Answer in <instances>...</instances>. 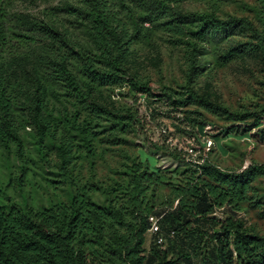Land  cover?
<instances>
[{"label":"trees","instance_id":"16d2710c","mask_svg":"<svg viewBox=\"0 0 264 264\" xmlns=\"http://www.w3.org/2000/svg\"><path fill=\"white\" fill-rule=\"evenodd\" d=\"M24 1L0 0V146L6 152L13 146L22 161L19 127L27 120L22 125L32 127L40 157L48 161L49 150L55 152L52 168L71 195L68 203L41 210H5L0 205V264H191L203 248V235L215 251L202 255L201 264H264V236L248 231L239 219L214 216L217 210L233 209L247 199L264 177L263 165L250 164L232 172L206 159L199 165L184 160L189 175L173 188L175 203L163 212L157 209L163 208L158 195L165 177L147 164L130 160L124 152L130 164L124 166L121 181L104 185L86 181L82 175L84 162L93 164L99 154L126 145V136L141 123L137 112L99 103L96 96L104 88L118 86L142 94L143 102L148 100L149 90L132 80L126 66V48L143 30L161 29L170 36L169 43L186 47L191 72L201 46L209 40L228 42L217 59L221 66L246 54H257L264 62V0H256L249 8L255 22L248 17L221 18L215 12L181 11L179 6L188 0H75L64 10L81 29L84 42L70 48H66L65 33L57 32L51 19L37 23L19 16L18 30L7 26L12 7ZM123 13L127 24L121 20ZM36 31L60 41L59 53L37 59L30 71L33 92L27 93L15 84L11 64L2 55L11 48L29 49L36 43L32 34ZM19 98L28 108L27 117L21 120L16 118ZM172 105L175 109L197 105L218 111L203 95L188 88L179 97L173 96ZM192 115L184 112L185 128L176 126L179 134L189 138L207 125ZM148 117L154 120L156 112ZM263 117L264 110L236 116L224 128V137L254 129L264 138ZM238 124L248 129L239 130ZM153 147L154 152L180 158V152L171 150L166 140ZM150 218L158 220L156 234L149 233ZM204 225L214 228L207 231L201 227ZM147 233L154 248L145 256ZM159 238L162 244H158ZM189 238H193L192 246L182 248L179 243Z\"/></svg>","mask_w":264,"mask_h":264},{"label":"rangeland","instance_id":"374dc122","mask_svg":"<svg viewBox=\"0 0 264 264\" xmlns=\"http://www.w3.org/2000/svg\"><path fill=\"white\" fill-rule=\"evenodd\" d=\"M256 0H188L179 9L186 13L215 12L219 17L228 15L237 18L248 17L255 22L249 8ZM75 0H26L15 4L11 9L13 17L7 26L12 30L21 27L19 16L35 22L51 21L59 33L66 35V48L71 45L83 44L81 29L74 24L73 17L64 10L66 5ZM58 8L60 11H52ZM121 20L126 22L125 14ZM128 26V25H127ZM145 28H148L145 25ZM132 33L131 26L127 28ZM34 34L36 43L29 49L11 48L3 52V58L9 62L14 82L22 92L32 93L30 71L37 65L38 58L46 55H57V44L54 36L47 37L37 31ZM169 35L161 29H150L142 32L140 37L126 48V66L132 80L149 90L148 100L141 101L144 96L129 92L123 87H111L101 90L96 96L99 103L122 110L138 113L139 126L126 136V145L115 151H106L96 157L93 164L83 163L82 175L86 181L102 182L104 185L123 179V168L130 160L147 164L149 169L159 172L165 177V185L159 190L158 203L163 206L157 212L169 207L174 202L173 188L181 185L188 177L185 161L187 148L200 150L205 140L211 139L214 147L206 160L225 171L240 172L250 164L264 166V138L261 133L251 130L245 135L231 134L224 137V128L233 124L236 116L245 113L255 115L264 110V62L257 54H246L240 60L221 66L217 59L219 54L228 47V42L209 40L201 46L194 71H190L186 47L169 43ZM229 42H236L230 39ZM14 45V42L12 41ZM14 57H18L15 59ZM192 89L203 95L218 111H211L197 105H189L185 109H175L172 105L173 96L179 97L186 89ZM172 97V98H171ZM20 109L16 118L21 120L28 115L24 99L19 98ZM155 111L153 120L148 115ZM193 112L192 118L207 122L198 128L194 138L179 134L176 126L185 128L184 112ZM25 120V119H24ZM21 121L19 137L22 141L24 159L19 161L13 146L6 152L0 146V205L5 210H41L52 205L68 203L71 192L59 183L55 170V152L49 150L48 161L43 160L35 147L32 127ZM237 128L248 129L238 124ZM264 126V117L260 127ZM164 130L165 134L161 131ZM166 144L171 150L180 149V158L173 159L166 152H154L153 144ZM127 154L130 160L124 158ZM123 153V154H122ZM183 159V160H182ZM192 159V158H191ZM186 175V176H185ZM175 203V202H174ZM173 203V204H174ZM231 208L217 210L216 218H236L244 223V227L259 236H264V177L260 178L248 195L247 199ZM211 231L212 225L201 226ZM191 239V238H189ZM181 241L179 245L187 249L192 240ZM208 236L203 235V248L193 257L191 264H201V256L213 249V244L206 243ZM145 256L154 248L151 235L145 237ZM194 254V251L191 255ZM173 256L168 255L171 259Z\"/></svg>","mask_w":264,"mask_h":264},{"label":"built area","instance_id":"2783aa9c","mask_svg":"<svg viewBox=\"0 0 264 264\" xmlns=\"http://www.w3.org/2000/svg\"><path fill=\"white\" fill-rule=\"evenodd\" d=\"M163 134H165V131H161ZM201 146L200 150L196 151L194 148H187L185 150L186 156L190 158L189 161L199 165L202 164V162L205 160L206 156L211 152V150L214 147V143L211 139L205 140ZM176 149V148H175ZM177 151H180V149H177ZM192 158V159H191ZM157 219L150 218V234H156L158 232V225H157ZM162 239H158V244H162Z\"/></svg>","mask_w":264,"mask_h":264}]
</instances>
